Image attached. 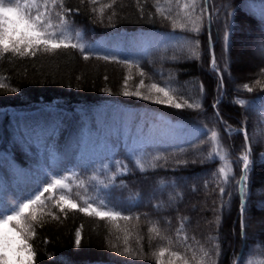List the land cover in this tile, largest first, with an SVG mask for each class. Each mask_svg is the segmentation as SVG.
Listing matches in <instances>:
<instances>
[{
	"label": "trees",
	"instance_id": "obj_1",
	"mask_svg": "<svg viewBox=\"0 0 264 264\" xmlns=\"http://www.w3.org/2000/svg\"><path fill=\"white\" fill-rule=\"evenodd\" d=\"M157 2L165 15L181 23L186 22L184 12L192 11L183 8L192 0H115L114 4L113 0H97L95 5L88 0H64L65 7L71 10L66 13L73 34L71 42H76L75 31L79 30L80 42L86 45L83 54L69 47L54 54L38 52L36 56L18 57L8 53L7 59L0 58V74L7 78L4 80L7 88H0V175L9 180L13 177L14 184L18 182L13 174L16 171L32 176L43 169L51 176L66 175L47 173L49 158L62 150L78 127H97L95 119L100 114L105 117L98 124L103 129L119 105L134 108L135 119H143L142 123L148 124L147 129L153 134L151 138L155 135L135 154L120 145L102 161L76 159L66 164L72 172L75 170L66 182L78 207H65L62 213L53 206L60 192L45 193L53 199L44 211L50 210L59 219L45 216L42 226H35L36 235L29 241L36 252L35 264H158V259L168 264L171 259L168 252L158 257L161 248L188 258L195 251L199 260L201 247L208 252L202 264H233L242 234L244 246L239 257L242 264H247L249 258L254 262L264 261V156H261L264 87L256 84L258 79L264 84V76L260 74L264 68V0H209L210 35L204 0H196L194 16L201 18L198 33L191 30L190 23L184 29H174L171 19L156 12ZM109 4L113 6L106 7ZM59 10L58 7L52 10L54 22L55 12ZM245 31L256 45L250 66L246 60L235 61L241 48L238 39L246 36ZM148 33H153L154 38L143 47L135 45L127 57L112 51H93L87 43L100 35ZM209 37L219 75L210 67ZM184 41H191L192 47L199 41L198 56H192L187 47L181 49ZM84 55L89 59L85 60ZM98 56H115L117 60L106 61L97 59ZM122 60L133 62L132 67L117 62ZM141 71L144 76L140 75ZM141 80L145 86L138 88ZM152 83L175 89L170 94L178 103L198 101L202 107L176 109L154 103L152 99L123 95L124 91L137 90L149 95L148 86ZM244 84L253 91L248 92ZM11 88L18 91L13 93ZM236 100L247 103L241 106L234 103ZM45 107H53V116L40 137L34 124ZM88 116L91 126L86 122ZM165 126L169 128L166 130ZM189 126L194 132L188 138H164L161 134L164 129L174 133V127L183 133ZM224 128L244 129L252 150L253 165L246 182L243 217L239 212L237 181L245 141L241 132L227 133ZM210 130L218 133L220 151L226 154V161L218 157L207 159L214 147L209 140ZM157 155L161 159L154 161ZM137 158L144 162L143 171L135 164ZM222 166L228 171L226 184L219 173ZM80 180L87 186L86 193L76 186ZM36 191L28 192L21 200ZM82 196L104 199L109 207L131 219L113 221L82 213L78 210L84 206ZM91 202L95 206L97 200ZM199 208L203 209L200 213ZM241 217L246 225L243 230ZM181 223L183 231L178 238ZM153 226L158 228L160 236L150 231ZM78 230L80 247L75 246ZM184 236L188 237L187 241L183 240ZM125 249L128 254L122 255ZM174 264L182 262L176 260Z\"/></svg>",
	"mask_w": 264,
	"mask_h": 264
},
{
	"label": "snow or ice",
	"instance_id": "obj_2",
	"mask_svg": "<svg viewBox=\"0 0 264 264\" xmlns=\"http://www.w3.org/2000/svg\"><path fill=\"white\" fill-rule=\"evenodd\" d=\"M83 2V0H82ZM92 5L97 3V0H88ZM115 0H113V4ZM113 4L106 5V7L111 8ZM139 7V4L137 5ZM179 7V4L177 3ZM59 8V11L55 12V22L53 17V9ZM184 9L191 8L192 11H185L184 17L186 18L185 23H181L178 19H172L170 16L165 15V10L163 7L156 4V12L163 16L165 19H171L172 27L175 29L177 27L184 29L188 23L192 25L191 30L194 32L200 31V16H194L196 8V0H192L191 4H184ZM94 12L97 11L95 7L92 9ZM171 9L169 8V11ZM71 10L66 8L64 5V0H0V58L7 59V54L12 53L13 56L25 57V56H36L38 52L44 54H54L58 49H79L83 54L86 49V45L81 41L82 34L79 30L75 31L76 42L72 43L73 34L69 25V21L66 18V13ZM103 7L99 9V15L101 22L103 19ZM141 11L143 9L141 8ZM203 11V10H202ZM115 15V12L112 13ZM151 15V14H149ZM109 20L112 19V16L108 17ZM211 39V37H210ZM225 42L228 41V35L225 34ZM181 49L187 47L192 56H198L196 48L199 47V41H195V47H192L191 41H184L180 45ZM262 54H264V49H262ZM84 59H89L88 55H84ZM97 59L103 60H113L116 61L115 56H98ZM119 63L127 64L130 68L132 67L133 62L128 60L117 61ZM211 68L213 71H218V66L216 62L215 53H212L211 58ZM136 67H139V64H136ZM260 74L264 76V68L260 70ZM141 76H144L143 71L140 72ZM7 78L0 74V88H7V85L4 83V80ZM222 82V80H221ZM256 84L264 87L261 80H256ZM144 81L141 80L138 88L144 87ZM243 87L248 91L252 92L253 88L249 87L248 84H244ZM203 86L201 85V91ZM11 92H17V88H11ZM149 95H143L139 90L137 91H124L123 95L125 96H137L144 100L152 99L154 103L168 105L176 109H183L185 107L190 109H200L202 107L201 103L196 101L189 103L187 100H184V103H178L175 100V97L170 93L175 92V89L170 86L161 87L157 83H152L148 86ZM157 93L153 97L151 93ZM219 103V101H217ZM234 103H238L241 106H244L247 101L245 100H236ZM213 107H216L214 104ZM217 115L219 113L217 112ZM264 115V113H262ZM211 135L209 140L213 143V151L210 152L207 156V159L213 160L218 157L222 161H226V154H221L219 137L218 133L214 130H210ZM243 131V130H242ZM244 139L248 141V134L244 131ZM251 147L247 146L244 154L241 157L243 162V171L240 176L239 184L240 193H241V216L243 217L244 204L243 197L246 189V182L249 180V172L252 168L253 161L250 159L251 156ZM261 156H264V153H261ZM161 157L159 155L153 157V160H159ZM135 164L140 168L141 171L144 170V162L139 158L135 159ZM155 167V164L152 165ZM123 170H127L124 166ZM230 170V169H229ZM219 173L223 177V182L228 183L229 176L228 171L224 166L220 167ZM77 175V174H73ZM70 179V176L67 175H52L50 176L43 186L29 197L23 199L22 201L16 203L11 208L0 211V264H35L36 252L33 250V245L29 242L31 238L36 235L35 226L41 225L44 222V217L48 216L51 219L58 220L59 217L52 213L50 210L45 212L44 210L49 207V202L52 201V196H45V193H54L56 191L60 192L59 199L55 201L54 207H58L60 212L65 211V207L69 209H76L78 204L76 200L71 198L70 193L72 189L70 185L66 182ZM92 179H95L93 177ZM76 186L78 188L84 189L85 193L87 192V186L84 181L80 180L77 182ZM108 187V185H104ZM221 194L224 193V188L220 189ZM79 196L80 194L77 193ZM83 205L79 207V211L85 213L89 216H98L100 218H107L109 220H116L117 218L123 220H130L131 217L122 216L120 211H116L113 208L109 207L108 203L104 199L93 198L91 196H82ZM93 199L97 200V203L93 204ZM139 219V217H137ZM246 227L244 220L241 219V229L243 230ZM150 231L155 232L157 236H160L158 228L153 226ZM183 231V223L181 227L177 230V236L179 238V233ZM246 235V234H245ZM161 239L165 237L161 236ZM188 237L184 236L183 240L187 241ZM171 244V240H169ZM81 245V234L78 230L75 236V246L80 247ZM216 248H219V245H216ZM201 256L198 260L197 254L193 251L191 258L182 256L177 251H169L166 248H161L158 257H163L166 252L171 257L168 260V264H174L176 260H180L182 264H202L204 257H208V252L205 251L202 247L199 249ZM122 255H127L128 250L125 249ZM154 255H157L154 253ZM158 264H164L163 260L158 259ZM235 264H242V258L237 259ZM247 264H264V261L254 262L251 258L247 261Z\"/></svg>",
	"mask_w": 264,
	"mask_h": 264
},
{
	"label": "rangeland",
	"instance_id": "obj_3",
	"mask_svg": "<svg viewBox=\"0 0 264 264\" xmlns=\"http://www.w3.org/2000/svg\"><path fill=\"white\" fill-rule=\"evenodd\" d=\"M5 3H7V0H5ZM246 36L241 38L239 37L238 43L241 45L239 51L237 52V57L235 56L236 60H246L247 66H250L252 64L253 56L252 50L256 48L255 42L251 38V35L245 31ZM152 37V36H151ZM138 40H124L122 42H117L113 38L103 37V38H92L89 41V46L95 50H106L108 48H116V46L124 50H131L135 45H142L146 42H148L149 38H142L136 36ZM255 60V59H254ZM131 109H120L119 111L115 112V114L112 115V120L110 122V119L108 118V121L106 122L104 128H107L105 133L102 131L100 135V140H102L104 137L114 136L117 139L120 138L121 140L124 139V144L128 147L130 151L134 149L135 151L141 149L143 145L148 141L143 134L145 132L141 133L140 135H137V130L135 127H131L130 119H129V113ZM42 116L39 118V122L41 124V127L38 129V132L42 131L48 124L50 119V114L47 112V110H41ZM263 118V124H264V115ZM104 116L100 114L98 117H96L95 121L98 124L104 121ZM86 122L88 123V126H91L90 124L92 121H90L89 116L86 118ZM87 127V126H83ZM96 127V126H95ZM264 127V125H263ZM79 128V127H78ZM192 129V128H191ZM77 131V129L75 130ZM188 133V132H187ZM77 139H80V142L77 143ZM128 142V145L127 143ZM91 140V134L90 131L87 129L81 130L79 133H72L71 140L68 141L67 145L63 146V150L60 152H54L56 153L54 158L50 159V168L51 172H58L61 174L70 175L71 170L68 168H65L64 165H66V161H71V155H73V152H76V157L80 159H88V160H100L103 158L106 154L109 153L110 149L112 148V145L109 143L100 142L95 145L92 144ZM76 145H78L76 147ZM75 157V158H76ZM20 173V172H19ZM17 177H22L16 173ZM32 178H23L18 182L16 185H12L10 180H0V188L2 186L6 188L0 189V200H2L4 205L6 204H12V203H18V197L24 192V191H30L35 186L40 185L44 179V174H38L31 176ZM2 182V183H1ZM69 184V183H68ZM8 187V188H7ZM17 196V197H16ZM200 204L203 205V202H200ZM193 208V205L191 206ZM200 210H203L202 208L198 209V212L200 213ZM198 218H200L198 216Z\"/></svg>",
	"mask_w": 264,
	"mask_h": 264
},
{
	"label": "water",
	"instance_id": "obj_4",
	"mask_svg": "<svg viewBox=\"0 0 264 264\" xmlns=\"http://www.w3.org/2000/svg\"><path fill=\"white\" fill-rule=\"evenodd\" d=\"M205 2H207V0H205ZM210 27V24H208V28ZM238 187L240 188V186L238 185ZM243 204H244V201H243ZM240 226H241V220H240ZM242 247H243V237H242V242H241V249H242ZM241 249H240V251H239V254L237 255V257L235 258V260H234V264H235V262L237 261V259H239V256H240V253H241Z\"/></svg>",
	"mask_w": 264,
	"mask_h": 264
}]
</instances>
